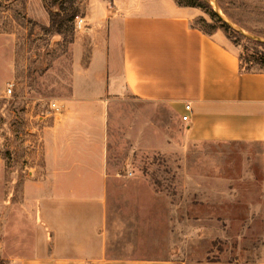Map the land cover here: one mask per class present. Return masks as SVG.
Here are the masks:
<instances>
[{
	"label": "crops",
	"instance_id": "obj_1",
	"mask_svg": "<svg viewBox=\"0 0 264 264\" xmlns=\"http://www.w3.org/2000/svg\"><path fill=\"white\" fill-rule=\"evenodd\" d=\"M96 1L108 11L85 16L86 33L94 34L90 61L82 67L84 48L77 45L72 91L58 99L59 115L42 129L44 172L25 179L21 199L7 187L0 159V264H264V257L209 259L206 246L205 256L189 255L201 232L211 237L237 225L226 207L244 195L221 183L187 188L185 202H170L171 230L149 243L162 248L159 254L145 248L142 256L113 254L110 225L119 210L109 169L111 103L132 98L162 107L142 108V141H136L142 152H184L194 143L264 144V69H241L224 35L193 24L195 7L177 0ZM203 179L225 177L207 172ZM139 194L143 225L155 217L148 208L161 206L148 204L160 193L147 187Z\"/></svg>",
	"mask_w": 264,
	"mask_h": 264
},
{
	"label": "rangeland",
	"instance_id": "obj_2",
	"mask_svg": "<svg viewBox=\"0 0 264 264\" xmlns=\"http://www.w3.org/2000/svg\"><path fill=\"white\" fill-rule=\"evenodd\" d=\"M60 1L54 5L49 0V9L45 0H0V159L8 173L6 185L19 191V199L25 179L32 173L39 178L44 172L42 129L54 122L50 103L68 97L72 91L77 45L84 48L82 67L90 61L94 34L77 30L75 18L62 32L50 26V11H60ZM177 2L195 7L198 14L193 24L224 35L246 60L245 66L264 69V0ZM73 3L81 16L90 13L97 17L108 11L107 4L102 7L96 0ZM10 87L12 93L8 94ZM148 106L162 110L159 105L132 98L115 100L110 106L109 169L119 210L116 222L110 225L113 254L142 256L144 248L143 252L159 254L162 248L150 249L149 243L171 230L166 224L170 202H185L187 188L221 183L244 195L226 207L232 209L227 210L228 215L237 225L226 234L211 237L204 238L201 232V242L189 255L203 256L206 246L212 252L206 257L209 259L225 256L246 263L264 257V144L194 143L184 152H142L138 146L142 141V108ZM207 172L221 173L225 179L205 180L203 174ZM147 187L160 193L158 201L148 204L161 206L148 208V215L155 217L142 225L139 193ZM181 243L186 245L187 239Z\"/></svg>",
	"mask_w": 264,
	"mask_h": 264
},
{
	"label": "trees",
	"instance_id": "obj_3",
	"mask_svg": "<svg viewBox=\"0 0 264 264\" xmlns=\"http://www.w3.org/2000/svg\"><path fill=\"white\" fill-rule=\"evenodd\" d=\"M48 1L49 0H45L46 5L50 9L51 5L48 4ZM52 1H53V4L55 5V4L58 3L59 0H52ZM202 3H203V5L204 4L206 5V3H204L203 1H202ZM59 5H60V8H59L60 11H57L55 13L50 11V21H51V25L50 26L51 27H56L59 32H62L66 28L67 24L70 21H72L75 18L76 15H78V10L74 6L73 0H61L59 2ZM61 14H63V15H61ZM226 27H228V26H226ZM200 29H202L205 32H207L202 27H200ZM207 33H209V32H207ZM239 58H240L241 69L250 70L251 69L250 67L245 66V63H247V62H246V60H244L242 55H239ZM87 64L85 66H87Z\"/></svg>",
	"mask_w": 264,
	"mask_h": 264
},
{
	"label": "built area",
	"instance_id": "obj_4",
	"mask_svg": "<svg viewBox=\"0 0 264 264\" xmlns=\"http://www.w3.org/2000/svg\"><path fill=\"white\" fill-rule=\"evenodd\" d=\"M75 27L77 30L79 31H84L87 32L88 31V24H87V20L85 18V16H81V15H76L75 16ZM12 86V85H11ZM12 93V88L10 87L8 89V94ZM186 110L189 111L191 109V105L190 104H186ZM50 108L53 112H55V114L60 113L61 109H62V105L60 104V102L58 100H53L50 103ZM184 121H187L189 116L188 115H183L182 116Z\"/></svg>",
	"mask_w": 264,
	"mask_h": 264
}]
</instances>
